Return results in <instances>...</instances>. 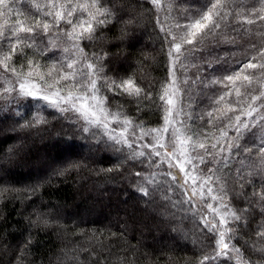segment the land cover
Instances as JSON below:
<instances>
[{
  "label": "snow or ice",
  "instance_id": "obj_1",
  "mask_svg": "<svg viewBox=\"0 0 264 264\" xmlns=\"http://www.w3.org/2000/svg\"><path fill=\"white\" fill-rule=\"evenodd\" d=\"M26 2L28 7L21 0H0L3 107L31 98L57 112L73 113L82 134L119 154L117 163L102 171L127 165L125 170L136 178L139 193L149 197L160 192L168 206L190 214L196 227L211 235V251L202 253L196 264H217L221 258L234 264H264V260L246 259L241 251L247 245L264 256V244H249L251 237L245 239L248 233L244 232L255 224L251 234L264 241V39L240 49L244 59L239 67L218 76L204 75L205 68L196 63L197 54L208 46L250 35L247 26L264 22V0L251 7L245 0H202L183 9H177L173 0H148L168 61V75L156 99L134 74L121 75L112 61L105 63L110 53L103 44L91 52L82 46L87 41L96 49L97 42L105 40L102 29L118 17L124 25L121 35H126L128 26L143 13L124 19L125 9L113 0ZM201 60L208 70L213 68L212 59ZM190 67L197 68L193 77L186 74ZM197 85L202 86L200 91L214 89L213 94L200 100ZM118 96L134 103L137 113L155 104L162 122L147 125L129 115L115 99ZM205 120L206 126L197 123ZM46 122L42 115L23 124L18 120L21 127ZM248 133L251 138L242 143ZM8 153V161L17 155L11 149ZM80 166L69 161L55 174ZM8 190L0 189V194ZM48 224L41 212L31 221L32 226ZM238 237L243 244L233 242ZM30 243L29 232L22 255Z\"/></svg>",
  "mask_w": 264,
  "mask_h": 264
},
{
  "label": "trees",
  "instance_id": "obj_2",
  "mask_svg": "<svg viewBox=\"0 0 264 264\" xmlns=\"http://www.w3.org/2000/svg\"><path fill=\"white\" fill-rule=\"evenodd\" d=\"M113 2L125 9L121 13L124 19L139 13L143 15L136 24L128 26L126 35H121L124 25L118 17L102 29L105 40L98 41L96 49L88 46L87 41L82 46L86 52H91L98 51L103 44L110 53L105 63L112 61L121 75L134 74L137 83L149 88L156 99L159 85L168 75V61L151 5L148 0ZM201 2L173 0L177 9ZM21 3L28 7L26 0ZM259 3L260 0H245L249 7L259 6ZM247 27L252 31L243 39L237 35L234 41H221L197 54L196 63L205 68L204 75L218 76L234 70L244 59L240 49L250 42L259 45L264 36L257 33H264V22L256 21ZM201 57L212 59L213 68L208 70ZM216 58H220L219 63ZM196 72V67H190L186 74L193 77ZM178 74L184 75L183 72ZM200 88L202 86L197 85L195 90L202 101L213 94L214 89L200 91ZM108 96L114 108L113 96L111 93ZM115 99L125 106L129 115L138 116L147 125L162 122L155 104L137 113L134 103L124 97ZM4 103L0 101V189L8 187L9 190L0 194V264H196L202 253L211 251V235L206 234V230L201 232L190 214L168 206L160 192L149 197L139 193L136 178L125 170L127 165L113 168L111 172L102 171L115 165L119 154L82 134L73 113L57 112L45 102L31 98H22L19 103L8 104L7 108L3 107ZM40 115L46 118V123L33 127L18 124V120L23 124ZM197 123L206 126V120ZM250 138L251 133H248L242 143ZM9 149L17 154L11 161L5 158ZM69 161L80 162L81 166L70 168L63 175L55 174L57 168L66 166ZM39 181L43 183L32 192ZM174 198L179 199V196ZM165 207L167 213L175 216L174 223L173 220L164 223L158 216L165 212ZM37 212L46 214L47 226L31 225ZM254 228L255 224H250L244 230L248 233L245 239L256 237L251 234ZM169 229L183 235L187 243L167 239L164 233ZM29 232L31 243L22 255L21 246ZM234 242L243 244L239 237ZM244 249L243 246V253ZM259 260H264V256L254 261ZM217 264H234V261L226 262L221 258Z\"/></svg>",
  "mask_w": 264,
  "mask_h": 264
},
{
  "label": "rangeland",
  "instance_id": "obj_3",
  "mask_svg": "<svg viewBox=\"0 0 264 264\" xmlns=\"http://www.w3.org/2000/svg\"><path fill=\"white\" fill-rule=\"evenodd\" d=\"M88 152V151H87ZM91 152V151H90ZM161 168L162 169H165L166 170V165H162L161 166ZM173 171H178V169H173ZM153 213H155L154 211H153ZM157 215V214H156ZM160 218H162L161 220L165 223L166 221H171L172 222V220H173V223H174V219H175V216L173 215V214H170V213H165V212H160L159 213V215H158ZM169 228V227H168ZM164 234H166V235H168V238L167 239H169V237H171V239L172 240H177V241H179L180 243H182V244H185V243H187V241H186V238L185 237H183V235H181L180 233H178V232H176V231H174V230H168V232L167 231H165V233ZM235 241V240H234ZM233 241V242H234ZM252 242H255V243H257V245L259 246L260 244H264V241H262V240H259L257 237H255V238H253V239H250L249 240V244H251ZM235 243V242H234ZM244 255L246 256L245 258L246 259H251V260H256V259H259L260 257H262V255L259 253V252H254L249 246H247V245H245L244 246Z\"/></svg>",
  "mask_w": 264,
  "mask_h": 264
}]
</instances>
